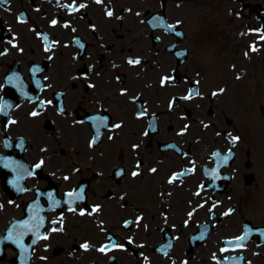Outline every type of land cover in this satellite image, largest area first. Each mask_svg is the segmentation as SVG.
Segmentation results:
<instances>
[{
    "label": "flooded vegetation",
    "instance_id": "flooded-vegetation-1",
    "mask_svg": "<svg viewBox=\"0 0 264 264\" xmlns=\"http://www.w3.org/2000/svg\"><path fill=\"white\" fill-rule=\"evenodd\" d=\"M259 3L0 1V105L27 90L5 213L47 216L30 264H264V39L235 16Z\"/></svg>",
    "mask_w": 264,
    "mask_h": 264
}]
</instances>
